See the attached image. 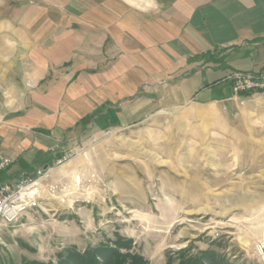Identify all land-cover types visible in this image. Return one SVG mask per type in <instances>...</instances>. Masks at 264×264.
<instances>
[{"label": "crops", "instance_id": "0c3cea01", "mask_svg": "<svg viewBox=\"0 0 264 264\" xmlns=\"http://www.w3.org/2000/svg\"><path fill=\"white\" fill-rule=\"evenodd\" d=\"M263 66L264 0H0L1 178L164 109L264 145V97L225 81Z\"/></svg>", "mask_w": 264, "mask_h": 264}, {"label": "rangeland", "instance_id": "374dc122", "mask_svg": "<svg viewBox=\"0 0 264 264\" xmlns=\"http://www.w3.org/2000/svg\"><path fill=\"white\" fill-rule=\"evenodd\" d=\"M197 112L86 135L41 181L40 207L0 225V264L87 262L90 251L93 264L105 251L121 264H264V145Z\"/></svg>", "mask_w": 264, "mask_h": 264}, {"label": "built area", "instance_id": "2783aa9c", "mask_svg": "<svg viewBox=\"0 0 264 264\" xmlns=\"http://www.w3.org/2000/svg\"><path fill=\"white\" fill-rule=\"evenodd\" d=\"M225 81L230 83L231 90L236 96L257 94L264 97V66L256 71H231L225 77ZM112 133V129H107L103 131V136ZM83 138L74 140L64 155L56 161L55 166L83 152L85 147L79 146L83 143ZM93 138L96 141L97 134H94ZM12 162L10 156L0 152V225L15 224L26 213L40 207L41 181L54 169V167L39 168L31 174H21L12 179L1 178Z\"/></svg>", "mask_w": 264, "mask_h": 264}, {"label": "trees", "instance_id": "16d2710c", "mask_svg": "<svg viewBox=\"0 0 264 264\" xmlns=\"http://www.w3.org/2000/svg\"><path fill=\"white\" fill-rule=\"evenodd\" d=\"M105 252L106 253H104V255H105L104 257L107 259V263L106 264H108L114 257L119 259L117 264L118 263L121 264L120 258L118 256L119 253L114 252V251L112 253L111 252L107 253V251H105ZM95 258H96V256L94 254V251H90L88 253V255H87V262L90 263V264H93L92 262H90V260H96ZM87 262H85L84 255L77 256L76 254H74L72 256L69 255V256H66L64 258H60V260L57 262V264H87ZM28 264H46V263L34 261V262H31V263H28ZM48 264H53V263H48Z\"/></svg>", "mask_w": 264, "mask_h": 264}]
</instances>
